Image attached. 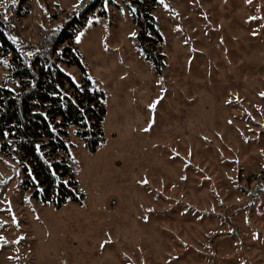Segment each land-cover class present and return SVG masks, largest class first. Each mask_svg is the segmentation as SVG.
I'll list each match as a JSON object with an SVG mask.
<instances>
[{"label":"rangeland","instance_id":"374dc122","mask_svg":"<svg viewBox=\"0 0 264 264\" xmlns=\"http://www.w3.org/2000/svg\"><path fill=\"white\" fill-rule=\"evenodd\" d=\"M77 2L24 0L17 18V0H0V19L36 48ZM165 3L152 12L163 38L157 73L128 35L137 29L124 0L87 27L101 0L82 21L72 47L106 93L103 142L92 153L67 127L83 198L60 207L32 199L0 153V264H264V0ZM3 61L0 88L16 91ZM60 67L80 83L75 67Z\"/></svg>","mask_w":264,"mask_h":264},{"label":"trees","instance_id":"16d2710c","mask_svg":"<svg viewBox=\"0 0 264 264\" xmlns=\"http://www.w3.org/2000/svg\"><path fill=\"white\" fill-rule=\"evenodd\" d=\"M23 1L17 0L14 8L13 13L17 18L21 15ZM100 1L89 0L67 14L55 35H46L36 48H31L14 35L11 19L8 22L0 19V60L9 61V82L18 85L16 91L0 88V153L18 164L23 175V190L29 192L30 197L40 204L60 207L67 200L76 203L82 201L83 196L78 193L76 181L67 165L66 158H70L66 142L68 126L75 127L76 136L92 153L103 142L101 124L105 116L103 102L106 93L94 86L93 78L88 80L87 69L72 47L75 32L82 26V21L88 14L99 7ZM124 2L130 13L131 7L137 9V12L131 13L132 22L137 29L135 41L145 61L157 73L162 64L160 59L163 58L157 51L163 38L155 25L152 12L158 2ZM104 14L102 10L97 16ZM10 36H16L17 42L13 43L9 39ZM61 45H64V48L58 57L55 49H60ZM37 48L41 49V52L33 57L21 54L27 51L35 53ZM25 61L28 64H25ZM61 62L79 71L80 88L72 83L71 77L65 71H60ZM45 63L49 65L47 69L44 68ZM53 92H67L69 95L61 100L59 96L51 95ZM72 100H75L76 104H73ZM81 108L83 112L80 111ZM40 113H46L48 119L45 120ZM49 123L56 129L55 133L49 129ZM5 132L9 133L8 136L4 135ZM37 143L41 144L43 158L35 151L34 145ZM29 168L35 180L29 176Z\"/></svg>","mask_w":264,"mask_h":264},{"label":"snow or ice","instance_id":"6c2138e0","mask_svg":"<svg viewBox=\"0 0 264 264\" xmlns=\"http://www.w3.org/2000/svg\"><path fill=\"white\" fill-rule=\"evenodd\" d=\"M14 2H15V0H14ZM110 2H115V0H102V8H103V10L105 12H107L109 10V4H110ZM130 2H131V0H129V3ZM157 2L159 4H161L165 9L169 8V5L165 3V0H157ZM251 2H252V0H245V3H249L250 4ZM81 6H82V2H81V0H78L77 4L74 5V8H80ZM120 12H121V14H124L125 9L124 8H120ZM135 12H137V9L135 7H131V13H135ZM77 15H79V13H77ZM7 19H8V17L5 16L4 17V20L7 21ZM248 19L249 20H257V19H260V18L259 17H256V16H250ZM94 21L95 22H99V17L96 16L95 13H93L91 16H89L86 19L85 24H86L87 27H91L93 25ZM177 30H179V26H177ZM84 35H85V33L83 31L77 30L75 32L74 36H73L74 42L76 44H80L81 41H82V37ZM128 35L131 36V37H136L137 36V32L136 31H131V32L128 33ZM252 35L255 36V35H257V33L254 31L252 33ZM9 39L13 43H16L17 42V37L16 36H10ZM63 48H64V45H61V48L60 49H55L56 55L58 57L61 55V53L63 51ZM106 50H107V46H106ZM17 51L19 52L20 49H17ZM73 51H75V50L73 49ZM40 52H41V49L37 48L35 53L32 52V51H27V52H22L21 54L23 56H25V57H33L34 55H36V53H40ZM3 63L5 65H8L9 64V61L8 60H4ZM25 64H28V62L25 61ZM28 66L31 67L30 64ZM48 67H49V65L47 63H45L44 68L47 69ZM60 71L61 72H64L65 69L64 68H60ZM68 75L71 77L72 83L73 84H76V87L77 88H80V85H79V83L76 80V77L73 76L71 73H68ZM88 80L91 81L92 80V77L91 76H88ZM158 83H159V81H158ZM93 84H95V81H93ZM33 87H35V82H33ZM56 87L59 88V85H57ZM92 90H95V89H92ZM81 91H83V89H81ZM163 91H165V90L164 89H161V92H163ZM51 95H53V96H59V98L61 100H64V98L67 97L69 94L67 92H63L62 94L59 93V92H53V93H51ZM259 95L261 97H264V92H260ZM160 99H162V97H158L157 99L153 100L150 104L147 105V107L150 110H153L154 111L156 109L157 104L159 103V100ZM71 102L73 104H76V101L75 100H72ZM226 102L227 103H230L231 101H226ZM80 111L83 112V109L81 108ZM40 115H42L45 120L48 119V116H47L46 113H40ZM153 123H154V120H149L148 126L146 128H144L143 131H146L147 132L152 127V124ZM228 123L231 124L232 121L229 120ZM48 127H49V129L53 133L56 132V129L52 126L51 123H49ZM8 134H9L8 132H5L4 133L5 136H8ZM241 135H243V134H241ZM245 142H247V138H245ZM9 143H12V142L9 141ZM34 147H35L36 153L39 154L43 158V153L41 151V144L37 143V144L34 145ZM173 152H174L175 155L179 156V153L178 152H176L175 150H173ZM68 155H69L70 159H72L73 161H75V156H73L71 154V152H69ZM188 155L191 156V152L190 151H189ZM184 166L187 167V164H185ZM28 174H29V176H32V170H31V168L28 169ZM53 174H55V173H53ZM32 179L35 180V177L32 176ZM181 179H185V177L182 176ZM0 183H3V181H0ZM140 183L146 185V184H148V180L147 179L141 180ZM10 210L11 209H10V206H9V211ZM149 211H151V209H149ZM144 219L147 220L148 217L145 216ZM12 223H14V224L16 223L15 216H13ZM229 231H231V229H229ZM253 238L255 239L256 237L254 236ZM20 239H23V237H21ZM0 241H4L5 243H7V241H5V238L2 235H0ZM13 242L15 243V242H18V241H13ZM109 243H111V240L110 239L105 240L104 242H102L100 244V247L101 248H104L106 246V244H109Z\"/></svg>","mask_w":264,"mask_h":264}]
</instances>
